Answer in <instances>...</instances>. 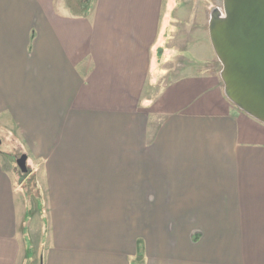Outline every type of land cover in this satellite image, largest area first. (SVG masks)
Instances as JSON below:
<instances>
[{
  "label": "crops",
  "instance_id": "crops-1",
  "mask_svg": "<svg viewBox=\"0 0 264 264\" xmlns=\"http://www.w3.org/2000/svg\"><path fill=\"white\" fill-rule=\"evenodd\" d=\"M86 2L0 0V119L47 220L33 259L0 153V264H264V124L223 68L154 77L166 0Z\"/></svg>",
  "mask_w": 264,
  "mask_h": 264
},
{
  "label": "rangeland",
  "instance_id": "rangeland-1",
  "mask_svg": "<svg viewBox=\"0 0 264 264\" xmlns=\"http://www.w3.org/2000/svg\"><path fill=\"white\" fill-rule=\"evenodd\" d=\"M86 3L89 4L90 0ZM223 8L224 0H166L159 43L152 52L154 77L162 73V70L166 74L162 80L164 83L187 74L204 72L220 74L223 68L221 63L217 58L212 59L208 54L206 56L205 52L206 48L211 46L209 26L212 14L217 9L223 11ZM223 85L225 89V84ZM160 88L161 86L157 89L147 88L144 98H153ZM160 121V119L151 121L152 135ZM0 140L1 158L9 174L14 175L19 183H23V186L17 184V187L20 189L21 204L25 205V225L27 226L23 229L27 230V234H23L20 241L22 240L23 246L28 247L27 252L33 259H40L41 237L45 236L47 230L46 206L36 195L34 180L36 177L29 178L28 174H23L18 168L17 160L25 154L20 150V137L14 131L13 124L5 117L2 121L0 119ZM27 166L30 167V163ZM25 198L26 200H23ZM138 253V258L133 264H142V254L140 251Z\"/></svg>",
  "mask_w": 264,
  "mask_h": 264
},
{
  "label": "water",
  "instance_id": "water-1",
  "mask_svg": "<svg viewBox=\"0 0 264 264\" xmlns=\"http://www.w3.org/2000/svg\"><path fill=\"white\" fill-rule=\"evenodd\" d=\"M209 31L227 97L264 124V0H224ZM27 163V155L17 160L23 174L29 172Z\"/></svg>",
  "mask_w": 264,
  "mask_h": 264
}]
</instances>
